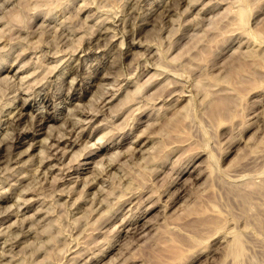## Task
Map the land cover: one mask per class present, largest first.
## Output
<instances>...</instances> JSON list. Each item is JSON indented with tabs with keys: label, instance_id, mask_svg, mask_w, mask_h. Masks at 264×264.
Wrapping results in <instances>:
<instances>
[{
	"label": "rangeland",
	"instance_id": "1",
	"mask_svg": "<svg viewBox=\"0 0 264 264\" xmlns=\"http://www.w3.org/2000/svg\"><path fill=\"white\" fill-rule=\"evenodd\" d=\"M0 264H264V0H0Z\"/></svg>",
	"mask_w": 264,
	"mask_h": 264
},
{
	"label": "bare ground",
	"instance_id": "2",
	"mask_svg": "<svg viewBox=\"0 0 264 264\" xmlns=\"http://www.w3.org/2000/svg\"><path fill=\"white\" fill-rule=\"evenodd\" d=\"M37 6H39V5H37ZM109 28V27H108ZM98 40V39H97ZM86 51V50H85ZM51 118H53V117H51ZM48 118H46L45 120H47ZM49 120V119H48ZM52 138V137H51ZM49 147V146H48ZM135 225V224H134ZM131 227V226H130ZM136 227V226H135Z\"/></svg>",
	"mask_w": 264,
	"mask_h": 264
}]
</instances>
